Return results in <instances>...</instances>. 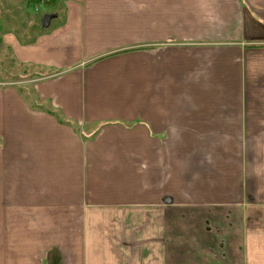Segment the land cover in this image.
Instances as JSON below:
<instances>
[{
    "label": "crops",
    "instance_id": "0c3cea01",
    "mask_svg": "<svg viewBox=\"0 0 264 264\" xmlns=\"http://www.w3.org/2000/svg\"><path fill=\"white\" fill-rule=\"evenodd\" d=\"M61 1L5 34L0 264H264V0Z\"/></svg>",
    "mask_w": 264,
    "mask_h": 264
},
{
    "label": "rangeland",
    "instance_id": "374dc122",
    "mask_svg": "<svg viewBox=\"0 0 264 264\" xmlns=\"http://www.w3.org/2000/svg\"><path fill=\"white\" fill-rule=\"evenodd\" d=\"M62 3L61 0H43L36 4H28L27 0H0V85L10 86L23 95L34 97L31 79L35 70L24 69L19 65L11 55L5 34L12 33L18 40L29 41L39 32L43 15L55 13ZM60 20L61 16L53 19L51 27ZM74 126L79 130L81 128L76 123Z\"/></svg>",
    "mask_w": 264,
    "mask_h": 264
},
{
    "label": "water",
    "instance_id": "95a60500",
    "mask_svg": "<svg viewBox=\"0 0 264 264\" xmlns=\"http://www.w3.org/2000/svg\"><path fill=\"white\" fill-rule=\"evenodd\" d=\"M55 13H46L43 15V17L40 20V26L41 27H48L50 24V20L55 17Z\"/></svg>",
    "mask_w": 264,
    "mask_h": 264
},
{
    "label": "trees",
    "instance_id": "16d2710c",
    "mask_svg": "<svg viewBox=\"0 0 264 264\" xmlns=\"http://www.w3.org/2000/svg\"><path fill=\"white\" fill-rule=\"evenodd\" d=\"M28 4H36V3H41L43 0H27Z\"/></svg>",
    "mask_w": 264,
    "mask_h": 264
}]
</instances>
